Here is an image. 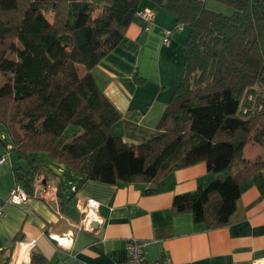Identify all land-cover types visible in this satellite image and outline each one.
Instances as JSON below:
<instances>
[{"label": "trees", "instance_id": "trees-1", "mask_svg": "<svg viewBox=\"0 0 264 264\" xmlns=\"http://www.w3.org/2000/svg\"><path fill=\"white\" fill-rule=\"evenodd\" d=\"M142 1L0 0V124L24 158L44 153L83 182L148 183L145 194L204 161L215 178L175 196L172 210L207 230L226 226L241 185L264 171V156L244 157L250 143L264 152V0H215L233 7L230 15L203 0H148L188 30L186 67L158 134L132 145L112 134L121 115L91 71L123 39ZM73 125L82 133L69 141ZM33 172L14 168L27 194ZM30 264L45 262L31 251Z\"/></svg>", "mask_w": 264, "mask_h": 264}, {"label": "crops", "instance_id": "crops-1", "mask_svg": "<svg viewBox=\"0 0 264 264\" xmlns=\"http://www.w3.org/2000/svg\"><path fill=\"white\" fill-rule=\"evenodd\" d=\"M203 1L206 6L209 0ZM146 9L153 13L152 21L146 24L135 15L120 43L91 71L121 115L112 134L132 145L158 134L186 67L188 30L180 29L162 7L143 0L139 10ZM163 30L172 31L167 45L162 44ZM78 73L83 75V67L78 66ZM81 133L78 129L69 141ZM258 156H264L259 145L245 147L247 161ZM31 157L27 167L19 166L26 172L37 166L32 194L22 206L7 203L16 185L15 166L0 167V264H30L31 251L45 264H118L128 258L131 240L145 243L142 252L150 262L168 258L172 264H264V171L241 185L229 223L207 230L190 213L172 210L175 196L215 178L204 161L173 171L156 184L154 194H145L148 183L83 182V176L44 153ZM91 200L98 207L90 228H84L82 218ZM64 238L72 242L60 240ZM31 241L35 247L29 250Z\"/></svg>", "mask_w": 264, "mask_h": 264}, {"label": "built area", "instance_id": "built-area-1", "mask_svg": "<svg viewBox=\"0 0 264 264\" xmlns=\"http://www.w3.org/2000/svg\"><path fill=\"white\" fill-rule=\"evenodd\" d=\"M136 15H138L141 19H143L146 22V24H149L154 17L153 13L148 9L139 11L136 13ZM178 27L180 29L182 28L181 26ZM144 30L148 31L149 25H146ZM171 35H172L171 30H163L162 44L167 45L169 43V39ZM9 150H11V147L7 146V148H5V152L0 153V167H2V165L8 161ZM28 199H29V194H27L26 191L20 185L16 184L9 192L7 203L14 206H22L24 203L27 202ZM97 207H98V203L96 201H92V200L88 201L87 210L82 218V226L84 228H90V224L95 217ZM0 209H1V205H0ZM60 240L66 242H72L71 240L65 238ZM56 242L59 244L57 240ZM144 246H145L144 242L131 240L127 245L128 258L124 262L118 264H172L168 258H164L162 260L154 261V262L147 261L142 252ZM26 247H28L29 250H32L35 247V241L29 242L26 245ZM7 252H9V250H7ZM20 264H25V263L21 262Z\"/></svg>", "mask_w": 264, "mask_h": 264}, {"label": "rangeland", "instance_id": "rangeland-1", "mask_svg": "<svg viewBox=\"0 0 264 264\" xmlns=\"http://www.w3.org/2000/svg\"><path fill=\"white\" fill-rule=\"evenodd\" d=\"M206 8L209 11H212L214 13H220V14H224V15H230L234 10L233 7H231L228 4L219 2V1H215V0H209L208 4L206 5ZM8 57L10 59H15L14 55L9 54ZM6 82V77L0 73V87H2ZM78 129H80L77 126H69L66 130V136L67 138L72 137L73 133L75 131H77ZM0 140H2L1 142L5 145V147L7 148V146L9 145V138L8 135L6 133L5 128L0 124ZM0 142V153H4L5 152V147L1 144ZM250 144H254V143H250ZM249 145V144H248ZM8 161L2 165V168H5L8 165H14L15 167L21 166V167H27V159L30 160L29 158H32V155H28L27 158H24L23 156H21V154L17 151H13V150H9L8 151ZM257 159V157L249 162H253Z\"/></svg>", "mask_w": 264, "mask_h": 264}]
</instances>
